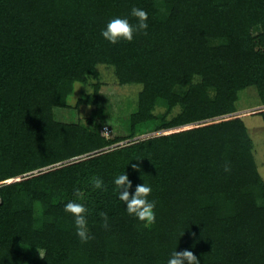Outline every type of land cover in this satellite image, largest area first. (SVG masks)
Instances as JSON below:
<instances>
[{
  "label": "trees",
  "instance_id": "obj_1",
  "mask_svg": "<svg viewBox=\"0 0 264 264\" xmlns=\"http://www.w3.org/2000/svg\"><path fill=\"white\" fill-rule=\"evenodd\" d=\"M133 5L146 34L106 41ZM101 67L139 86L108 137L92 117L54 115L75 83L90 87L75 107L98 103ZM248 87L264 105V0H0V264H165L176 247L200 264H264V179L242 117H225ZM124 168L152 185L150 227L113 191ZM74 188L91 210L84 243L63 207Z\"/></svg>",
  "mask_w": 264,
  "mask_h": 264
},
{
  "label": "clouds",
  "instance_id": "obj_2",
  "mask_svg": "<svg viewBox=\"0 0 264 264\" xmlns=\"http://www.w3.org/2000/svg\"><path fill=\"white\" fill-rule=\"evenodd\" d=\"M130 17L135 18L134 20ZM148 28V12L141 7L133 5L128 15H114L110 17L105 25L101 28V36L111 44H116L121 40L132 41L134 35L143 32L146 34ZM139 159V158H137ZM132 168L139 169L138 164H132ZM227 171V165L225 166ZM89 183L94 189L105 188L103 179L93 175ZM114 185L113 191L118 200L124 204L126 213L138 221L142 222L145 227H150L156 221V200L150 198L152 185L143 180L133 186L132 180L129 179L125 168L118 172L112 178ZM74 193L79 199H69L64 203V211L72 215L74 232L79 240L84 243L93 238L88 223L90 209L82 202L81 190L74 188ZM101 217V226H109V216L106 211L100 210L97 213ZM43 257V252L38 250ZM165 264H200V261L191 250L185 249L178 251L174 248L166 259Z\"/></svg>",
  "mask_w": 264,
  "mask_h": 264
},
{
  "label": "rangeland",
  "instance_id": "obj_3",
  "mask_svg": "<svg viewBox=\"0 0 264 264\" xmlns=\"http://www.w3.org/2000/svg\"><path fill=\"white\" fill-rule=\"evenodd\" d=\"M99 72L102 87L96 105L75 107L78 96L90 91L89 86L82 87L80 84L75 83L73 93L68 98L70 106L67 108H55L54 115L58 120L71 122L83 121L87 117H92L100 133H102V126H107L114 134L120 128L119 124L125 121L134 107L139 86L126 85L122 87L117 85L112 71L108 67L99 68ZM258 104L259 100L256 90L253 87H248L239 93V98L236 102V107L239 110L225 117H242L252 140V152L258 171L264 179V117L258 113L264 110V105ZM220 118H224V116ZM216 119L219 120V118ZM191 125L189 124L185 127Z\"/></svg>",
  "mask_w": 264,
  "mask_h": 264
},
{
  "label": "built area",
  "instance_id": "obj_4",
  "mask_svg": "<svg viewBox=\"0 0 264 264\" xmlns=\"http://www.w3.org/2000/svg\"><path fill=\"white\" fill-rule=\"evenodd\" d=\"M102 134L106 137H108L110 135V130L108 129L107 126H102Z\"/></svg>",
  "mask_w": 264,
  "mask_h": 264
}]
</instances>
